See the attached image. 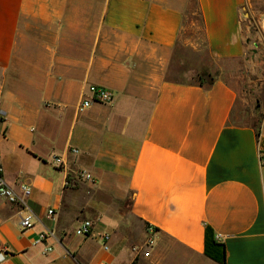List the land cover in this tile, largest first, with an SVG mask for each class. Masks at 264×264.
Segmentation results:
<instances>
[{"label":"crops","instance_id":"0c3cea01","mask_svg":"<svg viewBox=\"0 0 264 264\" xmlns=\"http://www.w3.org/2000/svg\"><path fill=\"white\" fill-rule=\"evenodd\" d=\"M190 1L0 0V166L30 189L24 211L0 198V264H264V26L250 0H195L189 39ZM90 86L114 98L78 112Z\"/></svg>","mask_w":264,"mask_h":264},{"label":"built area","instance_id":"2783aa9c","mask_svg":"<svg viewBox=\"0 0 264 264\" xmlns=\"http://www.w3.org/2000/svg\"><path fill=\"white\" fill-rule=\"evenodd\" d=\"M89 92L91 94L90 98L84 99L80 102L78 106V112H84L88 108H90L94 103L101 104H109L112 102L114 98V94L112 91L97 86H90ZM260 166L264 167V155L260 156ZM80 178H84L85 180H90L91 176L84 172L79 173ZM21 194H17L5 181L3 176V170L0 166V198L5 200L11 205H16L20 211L25 210V198L30 195V189L27 186H20ZM48 214H52V210L48 211ZM32 216L29 214H25L24 216H20L19 219V227L21 230H25L31 228L33 226ZM148 233L150 235L153 234L154 229L152 227L147 228ZM76 235L78 236H88L91 233V224L89 221L83 222L76 230ZM100 240L102 241V250L104 252L109 251V240L110 236L108 233H101L99 235ZM152 244L151 238L148 239L146 243V247H150ZM148 252H145V256H148ZM4 260V254L0 251V263ZM106 264V263H104Z\"/></svg>","mask_w":264,"mask_h":264},{"label":"rangeland","instance_id":"374dc122","mask_svg":"<svg viewBox=\"0 0 264 264\" xmlns=\"http://www.w3.org/2000/svg\"><path fill=\"white\" fill-rule=\"evenodd\" d=\"M248 9L250 10L251 14H255L256 16V22H257V26L259 27L261 22L262 24H264V19L262 18L264 16V0H250L249 4H248ZM184 14H186V19H185V30H184V36L188 37L189 39H194L195 41H197L198 38L202 37V31H201V22L198 18L197 15H193V14H198L197 12V4L195 0H191L190 3L186 6L185 10H184ZM264 26V25H263ZM200 35V36H199ZM202 56H204L202 54ZM204 58V57H203ZM203 60V59H202ZM200 74V78L203 79L204 83L207 84L209 83L210 79L206 76V74L204 72L199 73ZM196 82L199 81L197 76L193 78ZM256 109V103L255 102H251V100H249V105L246 107V114H242L238 117L242 118V122H249V123H259L261 118H259L257 120V118H251L250 115H248L249 113L254 112V110ZM240 109L238 108L237 111H239ZM242 110H244L242 108Z\"/></svg>","mask_w":264,"mask_h":264},{"label":"trees","instance_id":"16d2710c","mask_svg":"<svg viewBox=\"0 0 264 264\" xmlns=\"http://www.w3.org/2000/svg\"><path fill=\"white\" fill-rule=\"evenodd\" d=\"M199 14V13H198ZM199 81L197 83L201 85H209V83L205 84L203 79L200 78V74L197 75ZM210 79V78H209ZM148 228V226H147ZM155 231V230H154ZM205 255L213 260H219L224 263L225 262V250L222 244H218L214 241L212 231L209 228H206V238H205Z\"/></svg>","mask_w":264,"mask_h":264},{"label":"water","instance_id":"95a60500","mask_svg":"<svg viewBox=\"0 0 264 264\" xmlns=\"http://www.w3.org/2000/svg\"><path fill=\"white\" fill-rule=\"evenodd\" d=\"M262 18L264 19V16H263ZM254 46L257 47V43H255ZM253 53H254L255 55L257 54V52H256L255 50H253ZM250 60L254 62V61H255V57H254V56L251 57Z\"/></svg>","mask_w":264,"mask_h":264},{"label":"bare ground","instance_id":"6f19581e","mask_svg":"<svg viewBox=\"0 0 264 264\" xmlns=\"http://www.w3.org/2000/svg\"><path fill=\"white\" fill-rule=\"evenodd\" d=\"M264 25V24H263Z\"/></svg>","mask_w":264,"mask_h":264}]
</instances>
